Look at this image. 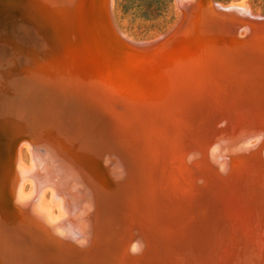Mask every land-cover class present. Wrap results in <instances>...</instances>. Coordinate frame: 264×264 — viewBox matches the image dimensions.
Listing matches in <instances>:
<instances>
[{
  "label": "water",
  "instance_id": "obj_1",
  "mask_svg": "<svg viewBox=\"0 0 264 264\" xmlns=\"http://www.w3.org/2000/svg\"><path fill=\"white\" fill-rule=\"evenodd\" d=\"M0 0V264H264V16Z\"/></svg>",
  "mask_w": 264,
  "mask_h": 264
},
{
  "label": "rangeland",
  "instance_id": "obj_2",
  "mask_svg": "<svg viewBox=\"0 0 264 264\" xmlns=\"http://www.w3.org/2000/svg\"><path fill=\"white\" fill-rule=\"evenodd\" d=\"M211 1L228 5L240 0ZM242 1L249 13L264 16V0ZM110 12L116 30L132 42H148L165 35L180 13L174 0H114Z\"/></svg>",
  "mask_w": 264,
  "mask_h": 264
},
{
  "label": "bare ground",
  "instance_id": "obj_3",
  "mask_svg": "<svg viewBox=\"0 0 264 264\" xmlns=\"http://www.w3.org/2000/svg\"><path fill=\"white\" fill-rule=\"evenodd\" d=\"M210 2L212 3V1L210 0ZM113 3H114V0H112V5H111V8H112V6H113ZM236 3V2H235ZM242 3H243V1H242ZM220 5V7H224V6H226V5H221V4H219ZM229 5V4H228ZM181 13V12H180ZM180 13H179V15H178V18H177V20H176V22L178 21V19H179V17H180ZM250 14H252V13H250ZM112 20V19H111ZM176 22H174V24L176 23ZM174 24L171 26V28L169 29V30H171L172 28H173V26H174ZM115 26V25H114ZM116 27V26H115ZM168 30V31H169ZM167 31V32H168ZM119 32V31H118ZM166 32V33H167ZM156 39V38H155Z\"/></svg>",
  "mask_w": 264,
  "mask_h": 264
}]
</instances>
